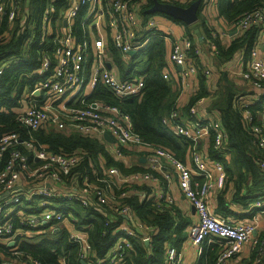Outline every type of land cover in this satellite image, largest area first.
<instances>
[{"label": "built area", "instance_id": "1", "mask_svg": "<svg viewBox=\"0 0 264 264\" xmlns=\"http://www.w3.org/2000/svg\"><path fill=\"white\" fill-rule=\"evenodd\" d=\"M48 1L42 15V28L47 35H51V19L57 4L56 0ZM144 1L67 0L66 7L60 9L58 22L61 26L52 39L53 52L51 57L42 55L37 71L46 77L25 95L27 106L15 117L17 126L26 131L28 138L21 139L16 132L0 137V264H42L39 260L23 257L17 250V244L46 235V229L58 232L64 228L68 230L69 239L78 246L81 264H121L124 251L132 248L131 239H139L148 247L152 236L149 232L151 227L140 222L130 207L121 204L120 199L127 197L123 187L135 183L159 184L155 173L169 178L164 168L166 164L174 173L181 195L195 212L196 220L187 229V240L198 256L202 257L204 249L218 245L220 251L215 264H228L243 245L249 243L254 264L264 263V232L255 235L259 221H264V200L249 202L246 213L253 211L254 214L245 222L222 218L211 207L212 195L223 190L225 169L219 160H211L206 152L201 151L200 144L210 138L214 149H223L226 133L219 121L212 117L195 116L190 121L182 119L178 104L182 94L190 87V81L197 75L196 66L188 59L192 41L184 32L171 40L169 62L179 69L175 78L179 92L175 108L162 119V124L170 133L192 143L186 160H178L167 149L144 144L132 131L129 116L122 113L118 106L103 101L85 103L98 83L104 85L118 101L143 95L144 78L134 76L122 79L117 76L107 68L108 58L104 51L91 52L89 40L92 29L97 30L103 25L122 59L129 60V53L134 51L136 54L145 46L150 33L159 29L153 19L143 21L140 16ZM161 1L189 5L194 0ZM6 3L9 5L8 12ZM209 6L207 2L201 10L205 20L209 19ZM17 9L16 0H0V18L7 15L8 21L14 20ZM82 9L80 25L84 35L77 39L73 32V20ZM251 28L258 31V41L250 50L246 62L242 61L244 69H239L238 74L259 90L264 82V7L242 13L234 24L236 34ZM225 35L226 32L223 33ZM51 58L54 60L53 69ZM87 66L90 67L88 78ZM204 74L208 76L209 71L205 70ZM162 75L166 80L171 79L167 68L163 69ZM72 100L75 104L80 101L82 106L70 104ZM202 100L195 102L191 113L195 114L194 106ZM242 103L245 107L250 104ZM242 115L248 124L253 145L264 152V102L257 111V122H253L248 110ZM40 129L100 137L107 152L115 158H125L124 150L142 147L147 150L144 171L125 176L116 167H110L105 169L103 177H99L93 166H90V172L81 168L86 153L47 151L32 135ZM106 134L111 137L112 143L104 139ZM99 161L104 165L101 155ZM257 165L264 173V159L258 158ZM155 197L154 202L159 209H168L173 203L172 197L163 192ZM66 201L70 204L65 205ZM96 203L113 207L114 212L125 219L115 227L114 243L104 259H90L92 247L82 230L75 229L73 225L76 221L73 214L75 204L87 209ZM11 205L15 208L14 212L10 211ZM126 219L132 223L131 226ZM16 224L26 228L21 237H18ZM180 253L175 247L168 246L164 252V264H180ZM59 262L64 264L63 260Z\"/></svg>", "mask_w": 264, "mask_h": 264}, {"label": "trees", "instance_id": "2", "mask_svg": "<svg viewBox=\"0 0 264 264\" xmlns=\"http://www.w3.org/2000/svg\"><path fill=\"white\" fill-rule=\"evenodd\" d=\"M56 1V12L51 19V35H47L42 28V15L49 4L48 0H16L18 9L14 20L8 21L7 15H2L0 18V137L16 132L21 139L28 138L26 131L17 126L15 117L27 106V101H24L25 95L43 82L46 77L39 75L37 71L41 65L42 55L48 54L51 57L52 39L61 26V22H58L60 9L67 5V0ZM205 3L202 0L198 9L199 21L191 27L164 15L173 23L181 25L185 36L192 41L188 59L197 68L196 76L199 79V87L184 108L183 113L186 118H188L189 108L196 101L208 96L213 97L208 92L207 77H205L196 52L193 29L198 28L202 43L207 42L210 46L212 45L214 54L222 62L229 61L237 53H240L242 59H246L259 36L258 31L251 28L232 36L228 44L223 45L218 35L207 26L201 14ZM175 4L182 7L188 6L187 4ZM152 5L153 0L144 1V7L140 11L143 21L152 16V13L148 12ZM261 6L264 7V0H214L209 6V15L213 7L226 24L234 29V24L242 13ZM8 11L9 5L6 3V12ZM83 11L84 9L73 20V32L77 39L84 35L80 25ZM150 34L145 46L130 56L128 63L122 59L121 54L110 42L112 63L116 64L120 78L142 76L145 84L143 95L140 98L131 97L118 101L104 85L98 83L86 98L85 103L103 101L118 106L122 113L129 116L132 131L140 137L144 144L167 149L174 157L183 161L191 151L192 143L170 133L162 124V119L175 108L179 92L175 86L173 87V81L164 79L162 75L163 69L166 68L165 32L159 26L158 31ZM51 59L53 69L54 60ZM220 76L210 103V110L217 113L215 119L225 131L226 139L223 149H214L210 138L204 148L209 158L219 160L225 169V183L221 195L218 196V201L224 202L225 193H229L234 202L240 201L246 205L251 201L264 200V173L258 169L257 165L258 158L264 159V152L253 145L248 124L244 121L242 114L245 110L250 111L253 122H257V111L261 109L264 102V82L262 88L259 89L260 92L254 94L252 90L251 92L238 90L227 73H222ZM257 97L258 99H255ZM244 101L251 103L245 107L242 103ZM75 106L81 107L82 105L80 101H77ZM32 135L36 142L47 151L64 154H75L81 151L83 155L86 153L81 168L90 172V166H93L99 177H103L105 169L110 167H116L125 176L144 171L141 170L140 165L131 167L125 165L129 149L123 151L125 158H115L107 152L100 137L53 129H40ZM99 155L103 157L104 165L100 163ZM123 189L125 190L124 187ZM120 201L121 204L132 209L140 222L154 228L150 247H145L139 239H131L132 248L124 251L121 264H164L163 254L166 242L179 245L183 240L182 231L185 224L174 220L171 216L173 208L159 209L153 200L140 202L127 196ZM64 204L69 205L70 202L66 201ZM73 214L76 218L73 223L74 228L82 230V234L92 247L93 252L90 259L106 258L116 237L115 227L125 219L114 212L113 207H105L97 203L87 209L75 204ZM230 214L233 215L229 213L228 216ZM126 222L131 226L132 223L128 222V219ZM15 226L18 237H21V233L25 232L26 228L17 224ZM46 230V235L36 237L35 242L24 240L17 244V250L22 253L23 257L39 260L42 264H60L61 260L64 264H81L78 259V246L69 239L67 229H61L58 232ZM218 247V245H212L208 250L204 249L199 264H215L220 251Z\"/></svg>", "mask_w": 264, "mask_h": 264}, {"label": "crops", "instance_id": "3", "mask_svg": "<svg viewBox=\"0 0 264 264\" xmlns=\"http://www.w3.org/2000/svg\"><path fill=\"white\" fill-rule=\"evenodd\" d=\"M203 2H208L210 5L213 4L211 0H203ZM209 19L205 20L206 24L209 28H211L214 31V34L218 35L221 43L223 45H227L229 40L232 36L236 35V31L232 29L231 26L226 24V22L219 16L218 12L215 11V9L212 7L211 13L208 17ZM160 26V29L165 32L166 38L165 40V47H166V54H165V61H166V68L171 73V80L173 81L176 89L177 84L175 82L176 74L178 73V68L174 65H172L169 62V51L171 46V40L174 37H179L182 35L183 31L182 26L175 24L172 22H168L166 24L160 23L157 24ZM194 30V29H193ZM233 30V31H232ZM225 36H221V34L225 33ZM91 37H90V50L92 53H96L97 51H104L106 57L108 58V63L110 64V69L120 77V74L118 72V69L116 67L115 63L113 62L112 55L110 52V38L108 32L105 30V27L102 25V28L99 29H92L91 31ZM195 35V33L193 32ZM194 44L196 45V52L198 55V58L200 60V65H202L204 71L208 70L209 75L205 76L207 77V87L208 92L210 95L214 97V92L216 91V84L220 79V75L222 73H227L229 75V79L235 84V87L242 92V90L246 92L253 91L254 94H258L260 90L254 89L249 83L245 82L242 77L238 74L239 69H244L242 67V61L246 62V59H242L240 56V53H237L232 59L226 62L220 63L218 60V57L214 54V47L209 45L207 42L200 43L198 39L196 38V35L194 37ZM127 60L125 62L128 63ZM90 66V65H89ZM87 66V78L89 77V69L90 67ZM86 78V80H87ZM197 76L194 77L190 81V87L188 90L182 94L180 102L178 104L179 111L182 114V119L186 121H190L193 119V117H212L215 118L217 116L216 112H212L210 110V103L212 101V98L209 96L207 98H204L199 104L195 105L194 110L195 114L190 112L188 113V118L184 117V108L187 106L189 102V98L195 94L197 91L198 85ZM175 89V88H174ZM253 95V94H249ZM251 97V96H250ZM253 98V97H251ZM73 100L70 102V104H73ZM251 103V102H249ZM75 104V103H74ZM203 144V145H202ZM208 144V141H204L200 144L201 151L206 152L204 146ZM150 152V151H149ZM145 155H147V150L142 147H134L132 149L128 150L127 159H125V165H128L129 167L133 165H140L141 170H144L146 161H145ZM188 156L185 157L184 160L187 159ZM165 170L169 174V178L165 179L161 174L155 173V176L158 178V183H135V184H128L125 185V190L127 191V196L130 198H135L136 200L142 202V201H149L153 200L154 197L158 194H168L172 197L173 203L169 206L170 208H173V212L171 213V216L174 218V220L178 223L183 222L185 224L183 228V240L180 242L179 245L171 244L170 242H166L165 249L168 246L175 247L178 251H181V258H180V264H199L201 257L198 256V254L194 251V249L189 245L187 240V229L191 223H193L196 220V215L192 207L187 203V201L184 199V197L181 195L180 191L177 188V181L174 176V173L169 165H164ZM219 192V191H218ZM216 192V194L212 195L211 199V207L213 209V212L226 219H230L232 221L236 222H245L247 220H250L251 215L254 214V212L248 211V205L249 202L244 205L240 201L234 202L232 197L229 193H225L224 195V202L218 201V196L221 195V192ZM156 198V197H155ZM229 211V212H228ZM229 213H232L233 215ZM223 215L225 217H223ZM228 216V217H227ZM152 229V230H151ZM149 230L150 234L153 236L154 234V228L151 227ZM256 236L259 234H262L264 232V221L261 219L259 221V226L257 228ZM151 236V241H152ZM173 238L175 237V233L172 235ZM151 243V242H150ZM150 243L149 246L150 247ZM214 246V245H213ZM111 249V248H110ZM109 249V250H110ZM109 250L107 255L109 254ZM106 255V256H107ZM164 259V254H163ZM228 264H254V255L253 252H251L250 244L247 243L243 245L241 248V251L228 263ZM264 264V263H263Z\"/></svg>", "mask_w": 264, "mask_h": 264}, {"label": "water", "instance_id": "4", "mask_svg": "<svg viewBox=\"0 0 264 264\" xmlns=\"http://www.w3.org/2000/svg\"><path fill=\"white\" fill-rule=\"evenodd\" d=\"M202 4V0H194L191 2L188 6L182 7L176 4L171 3H163L158 0H153V5L148 10L149 13H160L162 15H166L171 17L172 19L181 21L186 26H194L198 23L199 17H198V9ZM66 25V21H63V26ZM193 32L196 35V38L200 43H202V37L200 35V32L198 28H194ZM135 52L131 51L129 53L130 56L134 55ZM107 68H110V64L107 63ZM104 139L112 143L111 137H109L107 134L104 135ZM146 246L147 243H144ZM82 264H85L84 262Z\"/></svg>", "mask_w": 264, "mask_h": 264}, {"label": "rangeland", "instance_id": "5", "mask_svg": "<svg viewBox=\"0 0 264 264\" xmlns=\"http://www.w3.org/2000/svg\"><path fill=\"white\" fill-rule=\"evenodd\" d=\"M151 19H153L157 24H160V23H168V22H172L170 19H168L167 17H165L164 15L160 14V13H153L151 17H149ZM34 25L32 24V27ZM221 36H223V34H221ZM10 211L11 212H14L15 211V208L14 206H10ZM37 241V238H34L33 240L29 241V242H35Z\"/></svg>", "mask_w": 264, "mask_h": 264}]
</instances>
